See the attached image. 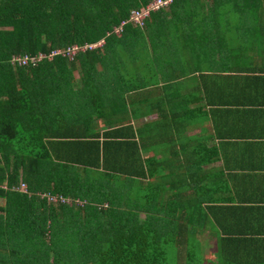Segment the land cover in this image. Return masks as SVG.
Here are the masks:
<instances>
[{
	"label": "trees",
	"instance_id": "obj_1",
	"mask_svg": "<svg viewBox=\"0 0 264 264\" xmlns=\"http://www.w3.org/2000/svg\"><path fill=\"white\" fill-rule=\"evenodd\" d=\"M4 1L8 11L0 17L9 18L11 29L0 30V264H247L237 246L246 238L216 220L209 189L192 183L187 203L177 202L174 157L143 154L165 150V132L176 125L159 121L158 138L165 137L152 141L149 128L135 137L129 122L118 123L120 113L110 120L126 110L118 103L143 85L135 73L139 62L160 65L165 80L157 110L166 111L164 85L181 89L188 70L172 75L165 68L183 69L179 52L205 43L210 29L201 23L264 19V0H172L151 10L141 26L124 22L119 33L113 27L151 0ZM229 5L233 9L225 11ZM100 38L74 59L57 53L26 64L10 60L12 53L48 54ZM195 63L189 61L191 68ZM193 93L176 92L181 96L173 100L187 101ZM180 105L171 111L178 120L191 109ZM98 120L112 128L96 130ZM19 179L25 190L16 188ZM53 194L69 200L48 198ZM205 229L215 231L211 253L200 250L198 233ZM259 259L248 264H264Z\"/></svg>",
	"mask_w": 264,
	"mask_h": 264
},
{
	"label": "crops",
	"instance_id": "obj_2",
	"mask_svg": "<svg viewBox=\"0 0 264 264\" xmlns=\"http://www.w3.org/2000/svg\"><path fill=\"white\" fill-rule=\"evenodd\" d=\"M4 3V0H0L1 12L7 10ZM230 9L233 8L229 5L224 10ZM201 25L210 29L205 43L197 44L195 48L190 43L179 52L178 58L185 61L183 69L174 71L169 66L165 68L172 75L188 70V73L180 76L187 78L181 89L164 85L168 96L164 103L166 111L161 109V113H158L157 110L160 106L158 97L163 96L161 83L165 80L161 76L160 65H140L139 62L135 73L143 85L133 89V97L130 95L133 103H129L130 97L118 103L120 108L126 110L111 114L110 121H116V113H120L122 117L117 119L118 123L129 122L133 126L135 137L139 132L140 135L143 134L142 130L146 131L147 128L151 135L146 138L152 141L168 135L166 140L170 143L165 150L157 148L143 154L174 157L175 164L171 171L178 173V180H173L171 184L181 188L177 202L187 203L192 183L201 189H209L205 193L206 196L213 197L216 220L230 222L231 233L241 240L246 238V245L238 241L237 246L241 257H245L248 264L264 258V19L215 20ZM2 29H11L7 16L0 17V30ZM99 40L104 41L103 38ZM99 40L86 43H96ZM23 54L26 52L12 53L11 56ZM191 60L196 61V69L191 68ZM136 67L137 65L134 69ZM204 74L214 76L213 81L211 78L204 79L201 76ZM74 75L78 76V72ZM191 76L197 78L189 79ZM190 91L194 95L187 101L174 102L177 100L173 99H178L181 95L186 98ZM176 92L182 94L175 98ZM203 97L208 98V101L203 102ZM175 103L181 104L178 106L180 109L191 108L183 112L185 114L180 116V120L171 113ZM147 107L151 110L145 111ZM110 121L107 123L106 120H98L95 129L102 131L112 128ZM159 121L176 126L173 130H167L165 136L158 138ZM121 130L128 133V128ZM178 139H181L182 146H178ZM173 144L178 148H171ZM202 157L208 160L200 164L194 163L195 159L200 161ZM179 161H182L180 165L176 163ZM166 171H170L169 165ZM19 180L20 185L16 188L22 190L21 184L24 187L26 184ZM212 188L214 190L211 191ZM202 193L203 191L198 194V198ZM215 231L220 232V228L216 226ZM215 231L205 229L198 233L203 253L213 252ZM211 256L205 254V258H214Z\"/></svg>",
	"mask_w": 264,
	"mask_h": 264
},
{
	"label": "built area",
	"instance_id": "obj_3",
	"mask_svg": "<svg viewBox=\"0 0 264 264\" xmlns=\"http://www.w3.org/2000/svg\"><path fill=\"white\" fill-rule=\"evenodd\" d=\"M172 0H151L146 5L140 7V8H132L130 10L129 16L127 19L122 20L119 25L114 26L113 29L116 32H119L122 28V24L128 20H130L133 23H136L137 25H143L144 18L148 15V13L151 10H156L161 7H165L168 3H170ZM102 43V40L97 41L96 43H73L70 45H67L66 47L62 49H54L50 51L48 54H44L41 52H38L36 55H14L11 60L18 62L19 64H26L27 61H35L43 57L51 58L53 55L60 53L62 55H65L66 57L73 59L75 55L85 48L94 47L96 45H100ZM56 197H59V200L61 201H68V197H65L63 195H49L48 198L50 199H56Z\"/></svg>",
	"mask_w": 264,
	"mask_h": 264
},
{
	"label": "rangeland",
	"instance_id": "obj_4",
	"mask_svg": "<svg viewBox=\"0 0 264 264\" xmlns=\"http://www.w3.org/2000/svg\"><path fill=\"white\" fill-rule=\"evenodd\" d=\"M76 73H77L76 70H74V74H76ZM76 77H77V76H76ZM21 188H22V190H25L23 186H22ZM14 189H15V188H14ZM199 236H201V235L199 234ZM204 253H206V252H204ZM166 264H172V261L170 260V261H168ZM178 264H182V261L178 262Z\"/></svg>",
	"mask_w": 264,
	"mask_h": 264
},
{
	"label": "clouds",
	"instance_id": "obj_5",
	"mask_svg": "<svg viewBox=\"0 0 264 264\" xmlns=\"http://www.w3.org/2000/svg\"><path fill=\"white\" fill-rule=\"evenodd\" d=\"M21 186H23L24 187V185L23 184H21ZM25 188V187H24Z\"/></svg>",
	"mask_w": 264,
	"mask_h": 264
}]
</instances>
